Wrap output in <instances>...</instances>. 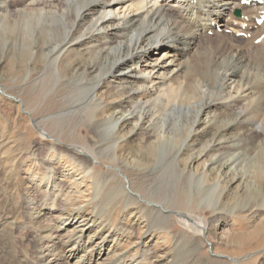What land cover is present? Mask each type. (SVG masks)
I'll return each instance as SVG.
<instances>
[{
    "label": "bare ground",
    "instance_id": "obj_1",
    "mask_svg": "<svg viewBox=\"0 0 264 264\" xmlns=\"http://www.w3.org/2000/svg\"><path fill=\"white\" fill-rule=\"evenodd\" d=\"M245 1L0 0V23L11 40L13 61L25 57L32 95L58 104V111L45 119L24 109L33 127L43 139L63 142L64 135L70 136L77 152L72 158L82 166L84 160L114 163L95 179L90 201L74 209L71 202L58 206L66 190L60 178L65 176L56 177L52 165L58 157H50L58 148L52 144L39 160L49 167L52 185L44 194L42 183L36 185L30 193L42 198L20 203L23 222L9 216L12 207L0 205L2 264L9 253L20 264H149L157 233L152 227L137 237L133 229L150 213L161 217L162 230L176 217L191 234L185 242L175 233L177 255L181 243L201 249L210 223L196 212L175 210L176 204L231 209L250 193H264L257 177L258 169L264 173V134L256 141L258 129L264 132V116H252L255 110L264 112V40L255 44L264 25L256 27L253 21L264 7L243 5ZM241 33L252 37H237ZM12 67L17 73L15 63ZM0 96L25 106L1 83ZM47 119L53 130L44 126ZM146 167L150 170L141 179L163 197L169 185L171 208L147 201L132 187L125 169ZM113 181L117 188L108 198L123 200V216L115 224L109 202L100 209V198ZM255 205L263 208L264 199ZM131 218L137 223L132 227ZM21 230L30 236L31 259L21 254L16 238ZM124 243L130 247L123 248ZM259 252L264 248L228 258L243 264ZM167 257L158 264L176 263H167Z\"/></svg>",
    "mask_w": 264,
    "mask_h": 264
},
{
    "label": "rangeland",
    "instance_id": "obj_2",
    "mask_svg": "<svg viewBox=\"0 0 264 264\" xmlns=\"http://www.w3.org/2000/svg\"><path fill=\"white\" fill-rule=\"evenodd\" d=\"M4 30L5 28L2 27V23H0V33H2L0 36V83L3 84L8 94L22 99L25 103V106L15 103L4 96H0V187H2L0 188V197L2 196L0 198V205L4 208L8 207L7 209L9 210L12 209V214L9 216L12 218L14 216V220L23 222L21 217L22 214L19 215L21 212L18 209L20 203L22 201L29 202L34 198H42L44 191L47 188H50L52 185L47 181L49 173H47L46 169L49 167H46L43 162H39V160L41 161L43 158L47 157L49 154V149L53 146L52 144L56 145L58 148L57 152L54 150L51 151L50 157L51 159L58 157L57 163L52 165L56 168V177L62 174L65 176L61 178L59 177L61 180H63L62 184L66 190L64 192L65 198L63 197L62 199L58 200V206L60 202L67 204L70 202V204L75 203L73 206L71 205L70 209H72L73 207L77 208V205L79 204H84L86 201H90L89 195L94 193L95 179L103 175L104 172L111 170L106 165H110L113 162L109 161L108 159H101V163H94L91 165L90 162L84 160V166H82L79 162L72 158V155L77 152L70 145V136L64 135L63 140H65L63 142H59L54 139L51 140L50 138L43 139L40 136L36 127H33L31 119L29 118L30 116H28L24 109L26 111L33 109V112L37 116L39 115L38 117H43L45 119L50 114L55 113L56 110L58 111V108L56 109L58 104L54 98L41 102V98L38 95H32V90L34 89L32 88V83L25 78V66L27 64L26 59L21 55L22 59L13 61L12 55L10 54V48H8L9 43L7 44V42H10L11 40L8 36V33H6ZM14 63L17 67V73L12 71L14 68L12 67ZM102 92L104 93L105 91ZM259 97L261 98V95H259ZM29 103L32 104L30 105ZM253 112V120H258L261 116H264V112L258 111L257 113V110ZM49 125L50 127H48ZM52 125L53 124L50 123L48 119L47 121L45 120L44 126H46L47 129L53 130L54 128ZM251 128L252 127H250V129ZM259 130H261V137L259 136L256 138L257 142L263 139L264 134L262 128H259L258 131ZM253 135L256 134L253 133ZM149 170V167L136 170H131L128 168L125 169V172L126 175L132 180V187L136 191L141 192L147 201L162 205L166 208H171V194L167 195V192H170L169 185L165 189L166 194L163 197L153 185L148 187L145 181L141 179L142 174L144 175L145 173H148ZM257 177L260 180L259 182L264 185V173H262V171L259 169L257 171ZM122 181H124V179H122ZM40 183H42L41 191L43 194L32 195L30 191H32L36 185ZM112 183L113 184L110 183L105 188V191L100 198V201L102 200L100 209L103 205H105L104 203L109 202V218L112 219L113 223L115 224L117 219H120L123 216V211L121 208L123 200L119 202L120 198L116 199V197L113 198L111 195L108 198L107 193L111 189L117 188L116 181H113ZM9 188L10 190H8ZM9 193L11 195L13 194L12 198L14 199H11V195ZM183 197L184 195H181V200ZM252 197V200L255 202L248 203ZM260 199H264V193H250L249 195L243 197V202L240 201L239 206L232 207V210L227 206L214 210L208 204L190 209L181 207L180 204H176L174 208L175 210L192 211L194 213L196 212L198 215L203 216L208 223H210V228L208 230L209 232L206 238L208 242L205 239H201L203 241V245L201 246V249L198 247L199 250L196 251L193 250L189 244L183 245L181 243V246L178 247L177 255L174 253V236H183L185 242L191 237V234L188 233L181 225H179L175 216L172 225H170V227L167 229L162 230L158 224L160 221H162L161 217H157V215H153V213H147L149 215H146L147 217L142 219V224L138 225L135 229H133V231L136 236L138 235L137 237H144L146 232L152 227L155 233H157L158 238L155 240L156 246L154 245L156 249L153 247V249H155L151 252L153 260L151 259L148 261L149 264H158L159 260H162V257L166 259L168 258L167 256H171L167 263L176 261L175 264H232L230 262V258L228 257H243L250 253L261 251L264 248V207L261 208L255 205L256 201H259ZM62 206L63 205H61V207ZM10 207L12 208L10 209ZM150 215L152 218H149L151 217ZM147 218H149L148 222ZM48 220L49 219H45L44 221L47 222ZM128 220L131 227L132 225L137 224L132 220V218L131 220ZM44 221L43 223H45ZM128 231L129 230L127 229V232ZM16 238H20L17 240V242L19 243L20 249L22 250L21 254L28 256L31 259L34 248L30 242V236L28 235L27 230H21L18 232L16 234ZM163 238H166L165 242ZM124 244L123 248L130 247L129 243ZM209 244H213V250ZM208 245L210 249H208ZM172 247L174 249H170ZM27 251H29L30 255H27ZM261 253L262 252H259V254L251 259H248L243 264H264V252L262 254ZM162 254L163 256H160ZM213 254L215 256L219 255L224 257H215ZM153 256H157V258L155 259ZM176 256H178V258ZM16 259L17 257L14 256V253H9L7 260H5L4 263L9 264L10 262V264H20V262H18ZM173 259L176 260L174 261ZM2 263L3 262L0 261V264Z\"/></svg>",
    "mask_w": 264,
    "mask_h": 264
},
{
    "label": "water",
    "instance_id": "obj_3",
    "mask_svg": "<svg viewBox=\"0 0 264 264\" xmlns=\"http://www.w3.org/2000/svg\"><path fill=\"white\" fill-rule=\"evenodd\" d=\"M218 257H221V256H218Z\"/></svg>",
    "mask_w": 264,
    "mask_h": 264
}]
</instances>
